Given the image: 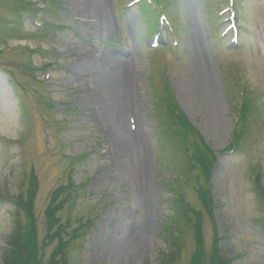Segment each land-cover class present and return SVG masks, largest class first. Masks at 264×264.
Returning a JSON list of instances; mask_svg holds the SVG:
<instances>
[{
	"label": "rangeland",
	"instance_id": "obj_1",
	"mask_svg": "<svg viewBox=\"0 0 264 264\" xmlns=\"http://www.w3.org/2000/svg\"><path fill=\"white\" fill-rule=\"evenodd\" d=\"M100 1L0 0V264L13 252L31 259L24 246L33 241L42 264L57 251V264H190L195 213L205 264L216 251L234 264H264V0H167L175 27L173 36L163 27L165 48L151 45L145 2L105 0L107 28ZM90 52L130 58L117 89L131 83L135 111L122 124L138 127L143 170L132 150L114 147L102 119L112 115L89 102L96 87L78 68ZM242 94L253 98L237 130L243 141L224 156ZM169 105L219 154L208 182L188 169ZM133 234L143 237L139 250Z\"/></svg>",
	"mask_w": 264,
	"mask_h": 264
},
{
	"label": "bare ground",
	"instance_id": "obj_2",
	"mask_svg": "<svg viewBox=\"0 0 264 264\" xmlns=\"http://www.w3.org/2000/svg\"><path fill=\"white\" fill-rule=\"evenodd\" d=\"M105 4V0L100 1L99 13L100 16H102L103 25H106V27L109 28L110 22L109 16L105 13ZM129 60L130 58L128 56H122L120 54L100 56L96 53L94 54V52H90L87 54L85 62L83 64L81 63L78 69L81 68L87 73L86 75H80L81 78L86 76L89 86L95 85L96 87V91L95 89H91V100L89 102L97 107L101 117L111 114L115 119V121L111 122V120L106 121V119L102 118L103 127L109 129L111 134H113L114 147L118 148L120 152L122 151L123 154L127 148L132 150L137 157V167L141 166L143 170L146 163V147L142 136L139 133L138 127L136 133L131 130L128 132L122 124V118L128 113L134 114L135 111V98L131 89V83L122 86L123 88L120 87L117 89V83L121 76L128 79V76L126 75L130 69ZM203 76L205 79L204 74ZM99 96L107 98V100H104V102L101 103L102 106L98 102ZM106 105L109 107H106ZM118 157L120 158V154H118ZM129 244L138 247L137 250H139L143 245V237L141 235L135 236V234H133L129 237ZM127 260L129 261V258L124 260L123 257H121L115 259V262L117 261L116 264H127Z\"/></svg>",
	"mask_w": 264,
	"mask_h": 264
},
{
	"label": "trees",
	"instance_id": "obj_3",
	"mask_svg": "<svg viewBox=\"0 0 264 264\" xmlns=\"http://www.w3.org/2000/svg\"><path fill=\"white\" fill-rule=\"evenodd\" d=\"M251 101H247L242 109H241V118L240 122L242 124V121L246 124L248 120V116L244 113H247L249 110H251ZM178 108L176 106L169 105V108L166 110L167 114L171 113V116L173 118L174 123L181 129L182 131V139H183V148L185 152H187V156L189 161L191 162V165L188 167L190 170H199L200 175L204 177L205 181L208 182L210 179V175L214 171L216 162L218 160L219 154L215 153L203 140V138L195 131L193 126L190 124V122L187 121L186 117L182 114L177 112ZM186 131V132H185ZM185 134H187L188 141L185 139ZM246 134V133H245ZM242 134L236 133L235 135V141L231 143L230 148L226 151H224L222 154H228L233 153L235 151L236 146H238L242 142ZM197 149V150H196ZM33 187H36L37 184L33 183ZM199 197L200 200L209 214L211 207H212V200L210 199L207 190L201 189L199 191ZM16 205L19 206V208L24 209L26 213H28V206L30 203L23 201L20 197L16 200ZM180 204H183L184 201H179ZM183 208V206H182ZM59 207H55V210L53 214H55L58 211ZM195 215L198 218V222L195 225L194 231L197 235L198 240V248L197 251L194 252V257L190 264H205L204 262V241H203V232H202V224L200 220L201 214L195 213ZM210 215V214H209ZM51 229V226H50ZM51 232V230H49ZM49 241H51V236L48 238ZM20 241V240H19ZM19 241L17 243H19ZM64 243L59 244V248H62ZM10 246V245H9ZM38 242H34L33 244L28 247L24 246V251H28V258L31 256V259H24L20 260L19 257L15 252H13V255L11 260L9 262H6V264H42V258L40 255V251L38 249ZM12 251V250H11ZM10 255V254H9ZM18 255L23 256V251H20ZM58 251L56 253V256L52 259H50L48 264H57ZM210 264H234V261L227 259L226 257H223V259L218 255V252L216 251L210 261Z\"/></svg>",
	"mask_w": 264,
	"mask_h": 264
}]
</instances>
